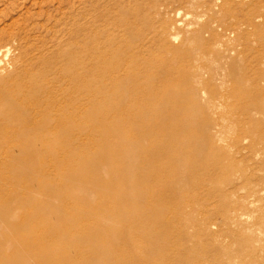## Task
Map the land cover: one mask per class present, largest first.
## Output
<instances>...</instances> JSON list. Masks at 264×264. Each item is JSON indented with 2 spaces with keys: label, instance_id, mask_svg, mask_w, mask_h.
Returning a JSON list of instances; mask_svg holds the SVG:
<instances>
[{
  "label": "bare ground",
  "instance_id": "obj_1",
  "mask_svg": "<svg viewBox=\"0 0 264 264\" xmlns=\"http://www.w3.org/2000/svg\"><path fill=\"white\" fill-rule=\"evenodd\" d=\"M104 1L77 0L59 9L60 20L33 17L0 46V264H172L157 222L167 196L180 200L182 223L206 233L222 218L226 237L255 250L264 223L249 221L264 205V177L257 175L264 137L250 130L256 116L214 104L204 124L180 110L197 111L193 103L207 87L224 101L240 100L236 83L250 70L241 63L245 51L227 48L217 54L224 61L216 70L191 71V43L207 45L210 23L180 41V27L193 24L165 20L156 0L157 28L144 8ZM172 95L185 104L173 105ZM179 128L197 130L193 150L179 147ZM185 160L194 162L190 172L169 188L167 174L180 172ZM187 185L203 186L214 200L201 221L191 213L196 194L182 190Z\"/></svg>",
  "mask_w": 264,
  "mask_h": 264
},
{
  "label": "rangeland",
  "instance_id": "obj_2",
  "mask_svg": "<svg viewBox=\"0 0 264 264\" xmlns=\"http://www.w3.org/2000/svg\"><path fill=\"white\" fill-rule=\"evenodd\" d=\"M107 1L109 0L104 1V5L122 3L124 0L122 2L121 0H110L108 3ZM156 1L159 7L163 9L162 16L165 20L170 22L184 20L185 24H193L192 30H188V26L180 27V41L184 39L191 40L193 29L199 27L200 24H211L213 34L211 36L206 35L207 45L202 46L200 43L191 40L195 58L192 66L189 67L191 71L216 70L224 61L217 54L221 56L227 48L235 46L245 51L246 56L241 63L244 67L249 65L248 68L250 69L248 70L249 78H246L240 84L236 83L239 96L242 97L240 100L224 101L220 97H214L215 95H213L211 88L207 87L200 92V99L193 103L194 107L199 108L196 109L197 111L187 109L189 112H186V109L182 110L180 109L181 107H177V109L181 110L182 116L195 121L196 119L199 121L201 118L205 121L204 124H207V117L212 116L214 104L223 105L222 108L219 107L223 111L239 106V108L242 107L257 118V126L250 129L251 132L256 137H264V0H188V3L185 4L180 3L179 0ZM74 2H77V0H0V46L6 45L9 39H12V35L23 33L24 28H28L37 19L46 22L48 17L51 16L53 19L57 18V20H60L61 13L59 9L61 8L64 11ZM126 5L132 12L138 7L144 8V12L146 11L145 13L149 17V26L157 28L160 25L162 18L151 8L153 5L152 1L126 0ZM230 8L233 9L234 14L227 15V9ZM189 9L192 11L191 14L187 13ZM44 12L45 14H43ZM179 12H181L180 17H178ZM248 15H253L252 23L247 21ZM54 24L55 22H51V25ZM9 42L12 43L13 41ZM258 71L262 72L260 79L255 78V72ZM187 84V82L182 83V90L186 88ZM214 84L222 86L220 81ZM225 84L229 85V82ZM170 101H172L173 105L177 104L178 106L186 102L183 101L182 95H172ZM229 105L231 106L229 107ZM178 132L183 135L177 137L179 138V147L193 150L196 139L195 132L197 130L194 128L191 130L179 128ZM207 136L208 133L204 130L202 133L203 139ZM192 161L196 162L194 158ZM193 163L185 160V167H182L183 169L180 172L176 171V169L169 172L165 178L167 186L171 189H178L177 181H179L178 178H180L181 172L186 170L185 173L190 172L188 167ZM192 175L200 178L204 177L201 172H195ZM257 175L264 177L263 168L260 171L257 170ZM104 176H109V173H104ZM165 183H159V187H164ZM190 186L187 185L182 190L191 197L196 194L193 197L196 202L194 205L196 206H193V211L190 208L187 211L190 209L192 214L194 212V218L201 221V219L213 212L214 200L209 199V194L206 190H203V186ZM184 189L186 190L184 191ZM148 196L152 197V192ZM204 203L207 205L204 206ZM180 205L179 199L167 196L163 201L160 221L157 220L158 224L162 226L159 232L160 236L166 237L170 241L169 245H163L164 251L171 254L172 259L173 257L175 258L174 260L170 259L171 262L168 261L169 263L174 261L172 264H225L226 262V264H264V223L259 226L257 247L255 250L250 251L241 247L235 239L225 236L224 231H222L224 230L222 218L218 219L219 228L212 226L211 230L206 233L202 231V227L196 225L188 226L186 223H182L183 221H179ZM257 208L258 211L249 219L250 223L256 222L259 218L264 221V205H259ZM142 210L145 213L151 212L150 209L144 207L140 211L142 212ZM182 232L189 233L193 238H183ZM124 234L126 237H134L137 241L135 232H126ZM130 247L122 246V249L128 250ZM229 255L233 256L229 258ZM217 258L218 261H216ZM229 259H232L231 262Z\"/></svg>",
  "mask_w": 264,
  "mask_h": 264
}]
</instances>
